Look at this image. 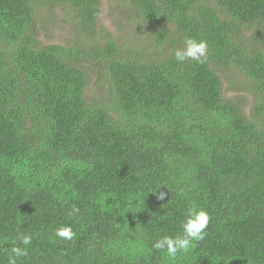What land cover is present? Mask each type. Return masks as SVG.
Returning a JSON list of instances; mask_svg holds the SVG:
<instances>
[{
    "label": "trees",
    "instance_id": "obj_1",
    "mask_svg": "<svg viewBox=\"0 0 264 264\" xmlns=\"http://www.w3.org/2000/svg\"><path fill=\"white\" fill-rule=\"evenodd\" d=\"M114 7L128 41L101 0H0V264L14 246L17 264H264V0ZM57 11L76 37L44 44ZM186 38L208 42L204 63L175 59ZM192 203L207 234L171 260L153 244Z\"/></svg>",
    "mask_w": 264,
    "mask_h": 264
},
{
    "label": "clouds",
    "instance_id": "obj_2",
    "mask_svg": "<svg viewBox=\"0 0 264 264\" xmlns=\"http://www.w3.org/2000/svg\"><path fill=\"white\" fill-rule=\"evenodd\" d=\"M208 42L204 39L186 38L185 47L176 49L174 57L178 62L192 60L198 63H204L207 60ZM166 193L159 192L158 199H164ZM73 209V213L78 212ZM210 221L209 213L199 205L192 203L188 206L185 219L181 224L182 232L176 236L164 235L157 239L153 248L166 253L171 260H176L180 254H186L195 247L196 242L204 239L207 234L205 229ZM54 235L64 240H72L76 235L71 225H61L55 229ZM30 235L20 236L22 245L27 246L31 243ZM27 255V248L14 246L11 249L8 264H17V259Z\"/></svg>",
    "mask_w": 264,
    "mask_h": 264
},
{
    "label": "rangeland",
    "instance_id": "obj_3",
    "mask_svg": "<svg viewBox=\"0 0 264 264\" xmlns=\"http://www.w3.org/2000/svg\"><path fill=\"white\" fill-rule=\"evenodd\" d=\"M102 1V12H101V25L116 39L128 41L129 37L132 36V29L128 24L129 22L124 19L123 14L116 11L114 5L119 0H101ZM118 4V3H117ZM40 39L44 44H61L64 45L75 39V33L72 30L71 25L64 21L60 11L54 14L53 18L48 15L44 16L40 23ZM89 75L88 80V93L89 96H93L98 91V78L94 70H87ZM229 83H224V89H228ZM228 97H237L244 101L246 110L248 111L251 106V98L245 94L228 93Z\"/></svg>",
    "mask_w": 264,
    "mask_h": 264
}]
</instances>
